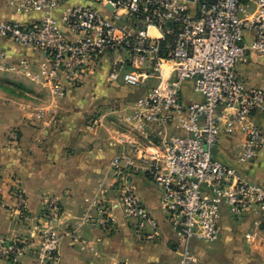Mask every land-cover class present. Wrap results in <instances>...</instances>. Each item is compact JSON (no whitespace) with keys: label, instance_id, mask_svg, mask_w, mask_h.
<instances>
[{"label":"built area","instance_id":"built-area-1","mask_svg":"<svg viewBox=\"0 0 264 264\" xmlns=\"http://www.w3.org/2000/svg\"><path fill=\"white\" fill-rule=\"evenodd\" d=\"M63 1L20 0L27 9L43 10ZM89 1L69 8L62 21L52 15L32 23L0 19V36L44 52V80L57 97H65L98 59L108 56L111 80L131 87L150 83L128 116L134 131L181 123L183 133L159 131L155 149L135 138L122 139L124 148L113 159V171L119 176L126 217L141 229L150 223L153 229L146 237L157 239L159 222L128 180L133 169L162 190L168 220L182 239L180 264L194 261L193 241L220 239L224 209L236 218L255 211L263 223L264 185L215 157L213 148L223 107L235 109L229 129L253 112H264V84L249 86L237 71L249 50L264 54V0ZM65 28L76 37L66 36ZM247 34L252 35L250 42ZM5 59L0 51V68ZM187 84L199 100L187 101ZM263 144V129L249 126L238 160L254 161ZM13 193L19 219L29 220L24 192L14 187ZM57 206L53 202L44 209L37 238L17 235L4 241L0 260L28 255L36 264H58L59 233L53 225Z\"/></svg>","mask_w":264,"mask_h":264},{"label":"crops","instance_id":"crops-1","mask_svg":"<svg viewBox=\"0 0 264 264\" xmlns=\"http://www.w3.org/2000/svg\"><path fill=\"white\" fill-rule=\"evenodd\" d=\"M88 4L89 0H64L43 10L27 9L20 0H0V19L32 23L52 15L62 21L69 8ZM65 34L76 37L68 28ZM251 37L247 34L246 41ZM0 51L6 54V65L0 68V245L17 235L37 238L44 209L55 202L58 264H180L182 239L168 220L162 190L145 173L129 170V182L159 222V235L150 240L146 237L153 229L150 223L141 229L126 217L119 176L113 171V159L124 148L123 138H135L155 149L159 131L184 132L178 121L164 129L131 128L128 116L150 83L131 87L111 80L112 61L104 56L82 83L60 98L44 80L46 58L41 49L0 36ZM237 71L247 85H263L264 54L249 50ZM185 94L187 101L200 99L188 84ZM234 115L233 107L220 110V135L213 154L264 185V144L254 161L238 160L248 127L255 124L264 131V112H253L229 129L227 123ZM14 187L26 197L31 216L27 223L14 219ZM262 225L255 211L236 218L224 209L220 239L214 244L192 242L195 264H244L243 260L264 264ZM0 264L36 261L21 255Z\"/></svg>","mask_w":264,"mask_h":264},{"label":"rangeland","instance_id":"rangeland-1","mask_svg":"<svg viewBox=\"0 0 264 264\" xmlns=\"http://www.w3.org/2000/svg\"><path fill=\"white\" fill-rule=\"evenodd\" d=\"M8 83H9V82H8ZM7 85H8V84H7ZM13 85H14V86H13ZM13 85H12V86L15 88V87H16L15 84H13ZM9 86H10V85H8V87H9ZM19 88H21V87H19ZM14 208H15V210H14V211H15V214H14V215H15V218H14V217H13V218H14L16 221H20L21 223H27L28 220H26V221H25V220L22 221V220L19 219V213H18V211H17V207H14ZM242 216H243V215H242ZM242 216H240V217H242ZM233 217H234V216H233ZM30 218H31V217H30ZM262 227H264V226L262 225ZM41 229H42V223H41V227H40V229H39V234L41 233ZM39 234H38V236H39ZM202 242H203V241H202ZM216 242H217V241H216ZM216 242H213V244L216 243ZM211 244H212V243H211ZM195 263H196V262H194V261H193V262H189V264H195ZM243 263H244V264H248L249 261H246V260L244 261V260H243Z\"/></svg>","mask_w":264,"mask_h":264},{"label":"trees","instance_id":"trees-1","mask_svg":"<svg viewBox=\"0 0 264 264\" xmlns=\"http://www.w3.org/2000/svg\"><path fill=\"white\" fill-rule=\"evenodd\" d=\"M264 223V222H263Z\"/></svg>","mask_w":264,"mask_h":264}]
</instances>
